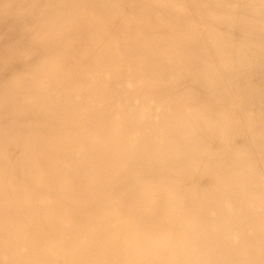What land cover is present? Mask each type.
I'll list each match as a JSON object with an SVG mask.
<instances>
[{
	"label": "rangeland",
	"instance_id": "rangeland-1",
	"mask_svg": "<svg viewBox=\"0 0 264 264\" xmlns=\"http://www.w3.org/2000/svg\"><path fill=\"white\" fill-rule=\"evenodd\" d=\"M188 2L121 0L123 11L116 20L136 27L126 44L123 33L116 32L108 41L107 34L100 33L103 27L95 31L92 21L99 17L94 9H99L93 0H0V264H129L127 252L133 264H264V203L259 200L264 191V85L252 79L264 69V58L257 66L242 60L260 50L264 35L257 48L253 36L242 40L240 32L221 18L224 12L213 11L222 32L233 35L222 51L208 48L204 64L214 67L210 76L192 69L187 89L161 98V107L172 112L177 106L185 116L178 128L191 131L187 138L179 131L165 138V129L155 125V142L170 146L163 164L147 158L143 136L133 133L139 160L122 182L114 179V165L106 153L74 138L76 125L86 123L82 118L99 110L104 120L115 119L116 99L135 98L133 91L153 79L160 61L158 36L170 27L163 26L166 20L173 19L171 25L179 29L186 26L175 42L189 38L193 19L190 13L183 15ZM240 2L233 0L229 8H242ZM80 24L84 31L93 27L101 45L107 40L102 48L93 45L98 54L94 58L82 45L92 43L90 38L84 35L79 42L75 36ZM134 45L140 53H130ZM195 48L204 61L203 44L197 41ZM170 56L163 52L160 58ZM248 67L253 74L247 73ZM207 76L215 88L210 98H197L186 108L189 96L195 90L201 93L198 89H203ZM47 84L49 94H42L38 88ZM249 87L253 95L245 107L239 96ZM233 102L239 103V115L246 122L239 124V133L232 130L230 135L231 120L226 118ZM195 114L201 119L214 114L225 129L210 121L211 132L204 136ZM87 122L91 124L90 117ZM73 144L80 147L72 148ZM196 154L189 164L194 174L186 178L192 171L179 165ZM161 165L164 175L155 171ZM118 168L121 174L128 172L127 166ZM190 181L218 188L219 193L201 198ZM106 196H111V223L101 224L96 218L88 222L98 216L99 210L92 207L86 214L81 211L83 223L67 220L94 198ZM191 198H201L194 209L188 203Z\"/></svg>",
	"mask_w": 264,
	"mask_h": 264
},
{
	"label": "bare ground",
	"instance_id": "bare-ground-1",
	"mask_svg": "<svg viewBox=\"0 0 264 264\" xmlns=\"http://www.w3.org/2000/svg\"><path fill=\"white\" fill-rule=\"evenodd\" d=\"M240 1H241L240 3L243 4V6L241 5L242 8H240L241 6L239 4L240 9H236L238 6L237 4L234 10H232L229 8V6H233V0H189V2L186 3L188 7L186 6L187 8L184 10L183 15L189 14V13L191 14L193 22L190 24V28L194 29V32L191 35H189V38L186 39L185 41L178 38L180 42H175L174 39L176 37H179L182 31L185 32L184 28L186 26H184L181 29H179V27H174L173 25H171V23L175 24V21L173 19H169L164 22L163 26L165 27L170 26V27L163 28L162 32L159 33V36H158L159 41L157 42L158 44L156 48L158 49V59H160V61L159 63H157L158 66H157V70H155L156 73L154 74L153 79L150 81L148 78H146L148 79L146 82V85L144 87L143 85H141V87H138L137 89H135V91H133L134 95H136L135 98L133 97L123 98L121 99L122 102L116 99L117 104L118 103L119 104L115 107L116 108L115 109L116 111L115 119L113 120L110 119L109 121H106L103 118L104 117L103 111L94 110L93 113L85 116L84 119L82 118V121L86 123L84 124L81 123V125H76V127L74 128L76 130V132L74 133L75 134L74 138L76 139V141L78 143L79 142L90 143L94 151H99L100 153H106L109 159L107 161L111 160V163H113L114 165L113 167L114 179H118L122 182H126L127 179L130 177L129 169H133L132 168L133 162H136V160H139V158L137 157V154L134 155L136 147L132 143L133 133L135 134L140 133L143 136L141 143H143L144 145V154L147 155V158L153 157L152 159H156V160L158 158L160 161V164H163L164 163V160H162L163 153L167 152V149H169L170 146L166 144L167 146L164 147L165 144H160V143L157 144L155 142L156 134L153 132L156 130L155 125L160 126V128H163V130L165 129L164 131L165 138L174 134L175 131L182 132L184 137L187 138L188 133L191 132L187 127L178 128L181 125V123L184 122L183 119L185 116L183 118L180 116L179 110L176 111L177 106H173L175 107V110L172 112H170L168 109H164L163 107H161L163 104L162 99L167 100L168 98L171 97V95H173L174 92L176 93V91L179 89H183V88L187 89L190 86L189 72H192V69H200L203 71V73H208L209 76L211 75L210 72L213 71L212 69L214 67L213 68H211L210 66L206 67L205 66L206 64H204L206 61V56L208 59V55H209L208 48L212 50L220 49V51H222L223 50L221 49L222 46L225 45L231 39L233 35L231 31L229 32L228 30L227 32H222V29L219 28L218 26L219 18H217L218 16H215L213 14V11L217 9L221 13L224 12L223 14H221V18L223 19V21H229V24L233 25L240 32V35L242 36V40L246 39L247 37L253 36L252 39L254 40L252 42L255 43V46L259 44L257 41H259L260 40L259 38L262 35H264V26H263V21L261 17V14H262L261 3L262 2H258V0H240ZM93 2L97 4L96 7H98L99 9V12L97 11L96 8L94 9V11H96L99 17L97 21L95 20L92 21V26L95 27V31L97 32L100 27H103L105 30H101L100 33L105 32L107 34L106 39L108 38L107 39L108 41H110V39L114 37V34L116 32L123 33V35L126 38L125 43L127 44V40L130 37L131 32H132L131 29L136 28V27L133 24L132 27L127 28L125 27L123 22L120 25V23L116 20L117 15H119V13L123 11L121 0H107V2L105 1L99 2V0H93ZM186 4L183 3V5H186ZM262 4L264 5V2ZM90 8H93V7L91 6ZM101 17L103 18L106 17V20L104 22H101V20H104L103 18L101 19ZM236 23L239 24L238 27L236 26ZM122 25L124 26L121 27ZM129 25L131 24L130 23L127 24V26ZM81 27L82 26L80 24L78 31H76L75 33V36L77 37L79 42L83 40L84 35L90 38V41L92 43H90L89 45H86L84 43L82 45L86 49V53L90 54L91 57L94 58V56L95 55L97 56L98 54L95 52L96 49L93 48L94 47L93 45H96L97 48H102L104 46L103 45L104 43L107 44V40L105 39L106 41L103 42L101 45L100 42L102 41H99L96 37V33L92 32L93 27L90 31H84V29H82ZM71 28L72 27H70V29ZM137 29H140V28L137 27ZM144 30L145 29H143V31ZM246 31L249 33H245ZM197 41H200L205 47L204 48L205 50L204 51V54H205L204 61H200L198 59L199 57H197L198 49L195 48V44L197 43ZM259 46L260 47L262 46V47L260 48L259 51L256 50L253 56L251 55L252 56L251 58H246L242 60L247 62V64L248 62H255L254 66H257L260 63L261 59L264 58V42L262 45L260 44ZM259 46H257V48ZM129 50H130V53L131 52L134 54L140 53V48L138 47V45L131 46ZM163 52H165V54L171 55L170 58H160ZM141 54H143V52ZM240 54L244 55V50L242 48L240 49ZM233 57L231 59H233ZM148 64L150 65V67H152L153 63L150 60ZM247 69H248L247 73H250L251 68L248 67ZM253 72L254 70L249 75L253 74ZM143 74L145 73L143 72ZM218 76L219 74H217V76L215 77V80L218 79ZM241 77L244 78V76H241ZM203 79L205 80L206 84L203 86V89L202 88L198 89L201 93L196 94V90H195L193 94L189 96L188 102L185 103V105L187 106L186 108H191V106L195 104V102L197 103L198 101L197 98L202 99L203 102L207 101V99H209L212 94L211 91L215 90V88H211L214 85V83L210 81L211 79L209 80L208 76L204 77ZM252 79L254 80L255 85L260 84V83L264 85V69L260 70L259 73H257V75L254 76V78L252 77ZM249 88L250 89L245 88L244 90L245 96H239L243 106L245 107L249 106L251 97L253 95V91L251 90L252 87H249ZM38 90L42 94H49V84L45 86H40ZM230 91H227L226 95L230 96L231 95ZM222 98H224L223 95H222ZM143 100L150 101V103L148 104L147 102L144 105ZM48 102H49V99H48ZM151 106L153 109L151 108ZM204 106L207 109L212 110V107L209 104L205 103ZM204 106L202 105V108H204ZM238 110H242L240 109V105L238 102H233L232 105L228 107L229 115L227 116L226 119L231 120V123L229 124V127H230L229 134L230 135L232 134V130L235 133L236 132L239 133L238 131L239 124H243L244 122H246L244 120L245 118L240 117L239 114L241 113H239ZM150 112L154 113L155 115L150 114ZM261 112L264 113V111H261ZM212 115L213 116L209 118L207 117V118H202V119L198 115L195 116L196 118L198 117L197 120L200 121L199 128L204 136H206L208 133L211 132L210 131L211 130L210 121L214 123H218L219 126L225 129L224 123L222 121L215 122V118H214L215 116L214 114ZM126 116L130 117L131 119L127 118ZM89 117H90L91 124H88L87 122ZM196 118H194L193 120H195ZM132 119L136 121L133 122ZM249 119H252V118H249ZM256 124H261V123H256ZM106 136H107V139H104ZM185 138L183 139L185 140ZM71 147L79 148L80 146L73 144L71 145ZM78 154H80V152ZM226 156L228 157L232 156V151L230 150L226 152ZM197 157H198V154L193 155L192 157L190 156L189 159H187L186 161H184V163L179 165V168H183L185 171L189 173V171H192V166L189 164L191 163L192 158L196 159ZM122 165L128 167L127 173L121 174L118 171L119 170L118 167ZM147 165H149V161ZM161 168H163L162 165L159 166V168L156 169L155 171H163ZM149 169L151 170V168ZM164 174L165 172L163 171L162 175ZM193 174H194V171H192L189 175L185 177L191 178ZM134 175L137 176V174H134ZM171 176H173L172 172L169 174L170 178H172ZM182 180L183 179H181V181ZM190 182H191L190 184L191 187L198 188V190L200 191V194L198 195H200V197L202 196L201 198L207 195H216L219 193L218 188L211 189L210 186H207L204 184L196 185L195 181H190ZM259 196H260L259 200H263V203H264V191H262ZM108 198H111V196H106L102 199L94 198L91 203H88L87 205H84L79 208V213L77 216L70 214L69 215L70 217L68 216L69 219L67 220L69 221L72 220L73 222L83 223L84 220H82V218L84 219L85 216L84 215L81 216V213H82L81 211H83L86 214L87 209L92 207L93 209L99 210L98 216L90 217L88 222H92L94 221L93 219L96 218V220H100L101 224L111 223V219H112L111 217L112 209L110 207L111 200H109ZM201 198L197 200L193 198L189 199L188 203L190 207L193 208L194 206H197L196 205L197 203L199 205L200 203L199 200H201ZM239 216H241V214H239ZM230 217L231 215L228 214V216L226 217L227 222H229ZM167 219L168 218H165L164 220H167ZM167 222H169V220ZM213 226H214L213 224L210 225L209 229L212 230ZM126 257H127L128 263L133 264V262L130 260L129 252H127L124 255V258Z\"/></svg>",
	"mask_w": 264,
	"mask_h": 264
}]
</instances>
